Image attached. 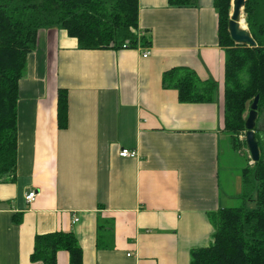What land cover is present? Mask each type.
I'll return each instance as SVG.
<instances>
[{
    "label": "crops",
    "instance_id": "crops-1",
    "mask_svg": "<svg viewBox=\"0 0 264 264\" xmlns=\"http://www.w3.org/2000/svg\"><path fill=\"white\" fill-rule=\"evenodd\" d=\"M218 25L214 0H139L148 47L81 50L63 29L40 33L20 81L16 176L0 183V264H42L31 259L35 238L53 232L76 235L83 264H190L192 250L212 244L211 215L241 196L228 192L237 181L223 188L233 145ZM174 68L215 81L213 101L180 102L163 85ZM60 89L69 95L65 129ZM57 259L70 263L66 251Z\"/></svg>",
    "mask_w": 264,
    "mask_h": 264
},
{
    "label": "trees",
    "instance_id": "trees-1",
    "mask_svg": "<svg viewBox=\"0 0 264 264\" xmlns=\"http://www.w3.org/2000/svg\"><path fill=\"white\" fill-rule=\"evenodd\" d=\"M172 7H185L196 0H168ZM218 13V38L225 49L224 124L233 148L240 149L246 132L247 112L259 96L258 111L264 113V0H247L246 25L256 46L236 44L229 33L232 0H214ZM63 29L77 39L81 50L139 49L148 37L139 34V0H0V183L16 176L18 164V103L20 81L28 57L42 31ZM163 85L178 92L182 103L212 102L215 81L202 82L187 68L164 74ZM69 95L58 92V125L68 127ZM260 160L243 170L244 204L211 215L213 242L194 249L190 264H264V130H257ZM244 145L247 143L244 141ZM250 204H253L251 206ZM66 251L69 264H83V249L74 233L37 235L31 259L58 264Z\"/></svg>",
    "mask_w": 264,
    "mask_h": 264
},
{
    "label": "water",
    "instance_id": "water-1",
    "mask_svg": "<svg viewBox=\"0 0 264 264\" xmlns=\"http://www.w3.org/2000/svg\"><path fill=\"white\" fill-rule=\"evenodd\" d=\"M247 0H232V9L229 21V33L233 41L238 45L256 46V41L252 37L248 28H242L241 21L245 10ZM246 22V19L244 17ZM260 97L257 96L250 106L249 115L245 121L246 133L245 140L249 150L252 163H257L260 160V148L256 138L257 120H258V105Z\"/></svg>",
    "mask_w": 264,
    "mask_h": 264
},
{
    "label": "rangeland",
    "instance_id": "rangeland-1",
    "mask_svg": "<svg viewBox=\"0 0 264 264\" xmlns=\"http://www.w3.org/2000/svg\"><path fill=\"white\" fill-rule=\"evenodd\" d=\"M243 15L246 19V15L244 12H243ZM246 28H248L247 25H246ZM249 111L250 110H248V112L246 114L247 117L249 115ZM258 113H259V111H258ZM259 129L264 130V113L263 114L260 113V115H258L257 130H259ZM245 133L246 132H243L239 137V139L241 140V145H242L240 147V149L236 151L232 147L231 152L233 154V157L231 156V159H230V161L232 162V165H233L232 169L228 170V169L224 168L223 172H222V180H223V186H224L223 188H225L226 190L228 189V186L225 184V180L228 178L230 180H232V182L237 181L238 185H239L238 188H236V186H235V188L233 187V188H231V190L228 189V192L233 194V195H237V193L241 194L239 199L231 200L230 207H241V206H243L244 200L242 198V195L245 193V191H244V180H243V170L247 167V158L250 159V164H253L249 150L247 148V145H244V141L246 142ZM225 136H226V138H229V140L231 142L230 136L228 134H226ZM226 142H228V141H226ZM231 144H232V142H231ZM250 205L253 206V204H250Z\"/></svg>",
    "mask_w": 264,
    "mask_h": 264
},
{
    "label": "built area",
    "instance_id": "built-area-1",
    "mask_svg": "<svg viewBox=\"0 0 264 264\" xmlns=\"http://www.w3.org/2000/svg\"><path fill=\"white\" fill-rule=\"evenodd\" d=\"M151 54L150 50H147L146 53L143 55L144 58H147L149 55ZM120 156L123 158H136L137 157V152L136 151H132L129 149H123L120 152ZM37 192L35 190L29 192L26 195V201L28 203H32L36 200L37 198ZM78 221V219H76V222Z\"/></svg>",
    "mask_w": 264,
    "mask_h": 264
},
{
    "label": "bare ground",
    "instance_id": "bare-ground-1",
    "mask_svg": "<svg viewBox=\"0 0 264 264\" xmlns=\"http://www.w3.org/2000/svg\"><path fill=\"white\" fill-rule=\"evenodd\" d=\"M244 21L245 20H244V16H243L242 21H241V26H242V28L246 29V22H244Z\"/></svg>",
    "mask_w": 264,
    "mask_h": 264
}]
</instances>
